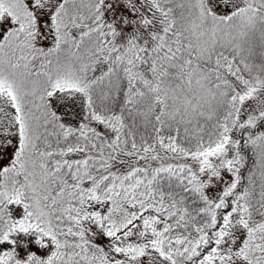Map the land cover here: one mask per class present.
Listing matches in <instances>:
<instances>
[{"label": "snow or ice", "instance_id": "snow-or-ice-1", "mask_svg": "<svg viewBox=\"0 0 264 264\" xmlns=\"http://www.w3.org/2000/svg\"><path fill=\"white\" fill-rule=\"evenodd\" d=\"M0 264H264V0H0Z\"/></svg>", "mask_w": 264, "mask_h": 264}]
</instances>
